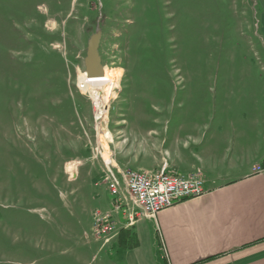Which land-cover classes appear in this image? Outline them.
<instances>
[{
    "label": "rangeland",
    "instance_id": "1",
    "mask_svg": "<svg viewBox=\"0 0 264 264\" xmlns=\"http://www.w3.org/2000/svg\"><path fill=\"white\" fill-rule=\"evenodd\" d=\"M263 17L261 0H0V264H106L93 151L138 163L178 126L261 128ZM94 48L115 76L101 124L75 85Z\"/></svg>",
    "mask_w": 264,
    "mask_h": 264
},
{
    "label": "crops",
    "instance_id": "2",
    "mask_svg": "<svg viewBox=\"0 0 264 264\" xmlns=\"http://www.w3.org/2000/svg\"><path fill=\"white\" fill-rule=\"evenodd\" d=\"M262 118L261 128L248 125L229 131L228 125H195L161 131L143 143L138 163L125 159L135 148L125 143L113 148V163L120 171L132 163L135 170L151 172L164 166L173 176L199 172L204 192L161 210L154 219H138L131 227H125L128 212L136 208L125 199L128 211L113 215L115 236L106 244L94 239L100 251L107 248L106 264H264ZM257 166L260 172L254 171ZM99 181L94 180L95 187Z\"/></svg>",
    "mask_w": 264,
    "mask_h": 264
},
{
    "label": "built area",
    "instance_id": "3",
    "mask_svg": "<svg viewBox=\"0 0 264 264\" xmlns=\"http://www.w3.org/2000/svg\"><path fill=\"white\" fill-rule=\"evenodd\" d=\"M81 76V75H80ZM78 77L75 85L83 91L84 84ZM82 93V92H81ZM92 103H95L92 100ZM102 100L95 103L96 124H101L104 116ZM99 151H93L92 159L100 158L102 161L103 174L101 182L111 198L109 211L95 210L92 213V233L94 238L108 243L116 234V226L113 215L123 213L128 209L123 205L126 199L136 211L128 212V221L125 227H131L138 219H154L158 212L171 207L185 199L200 196L204 192L203 180L199 172L188 176H173L165 172L163 166L158 172L151 171H120L113 163V154L109 151L106 158H103ZM79 164L67 163L65 172L68 180L76 177V170ZM261 167L254 168L260 172Z\"/></svg>",
    "mask_w": 264,
    "mask_h": 264
},
{
    "label": "bare ground",
    "instance_id": "4",
    "mask_svg": "<svg viewBox=\"0 0 264 264\" xmlns=\"http://www.w3.org/2000/svg\"><path fill=\"white\" fill-rule=\"evenodd\" d=\"M53 26H55L54 23ZM117 73H119V71H116L115 74ZM79 80L83 81L82 83L84 84L82 93L88 92V94L93 98V100L97 104L103 99V94L106 98L108 97L109 92L114 86L115 76H110L107 73L106 68H104L101 75L90 76L87 73H83L80 76ZM105 109L106 107H104V110Z\"/></svg>",
    "mask_w": 264,
    "mask_h": 264
},
{
    "label": "water",
    "instance_id": "5",
    "mask_svg": "<svg viewBox=\"0 0 264 264\" xmlns=\"http://www.w3.org/2000/svg\"><path fill=\"white\" fill-rule=\"evenodd\" d=\"M98 56L96 49H92L85 61L86 73L90 76L101 75L102 68L98 64Z\"/></svg>",
    "mask_w": 264,
    "mask_h": 264
},
{
    "label": "trees",
    "instance_id": "6",
    "mask_svg": "<svg viewBox=\"0 0 264 264\" xmlns=\"http://www.w3.org/2000/svg\"><path fill=\"white\" fill-rule=\"evenodd\" d=\"M264 163V162H263Z\"/></svg>",
    "mask_w": 264,
    "mask_h": 264
}]
</instances>
